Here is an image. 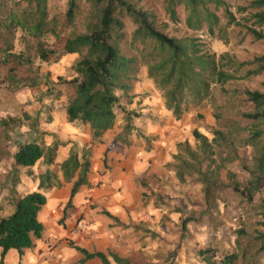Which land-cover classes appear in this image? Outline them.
Instances as JSON below:
<instances>
[{
	"label": "trees",
	"instance_id": "1",
	"mask_svg": "<svg viewBox=\"0 0 264 264\" xmlns=\"http://www.w3.org/2000/svg\"><path fill=\"white\" fill-rule=\"evenodd\" d=\"M9 1L0 0V85L40 92L43 82L37 63L57 62L65 54H78L73 77L64 82L69 90L68 121L89 126L93 142H101L108 131L123 122L107 148L105 167L108 152L118 147L129 149L133 145L131 136H139L134 119L140 114L132 105L136 98L142 100L149 95L136 92L142 69H146L176 119L193 108L211 105L215 125L198 113L194 123L201 124L193 130L194 141L179 142L168 164L177 180L168 194L173 201L182 197L180 204L146 191L143 200L154 198L157 207L179 213L178 230L183 236L190 222L206 221L214 232L221 231L228 205L225 194L234 192L239 199L247 200L243 208L247 214L253 213L255 220L241 222L243 226L233 229L232 242L226 244L222 235H213L209 244L194 248L195 262L261 264L264 198L256 199V195L264 187V54L240 59L228 51L218 53L202 35L228 42L232 32L238 31L244 38L264 43V0H243L235 5L230 0H66L63 22L62 16L53 11V3L61 0H14L11 5ZM181 23L186 30L180 28ZM49 34L56 37V46L46 40ZM16 40L22 46L19 52L13 51ZM258 79L259 85L252 87L250 83ZM233 99L247 103L248 108L235 106ZM25 121L32 129L39 117L27 111L22 117H0V144L11 142L13 133ZM68 143L46 145L29 139L20 142L14 153L8 152L15 166L33 167L42 159L50 167L56 165L59 146ZM250 148L253 168L246 167L250 178L242 186L240 174L231 165L245 163ZM92 157V147L86 145L80 150L73 145L58 165L64 181L72 182L68 206L80 187L89 182ZM58 172L54 168L40 170L38 190L14 195L16 210L0 216V264H4L10 249L22 254L42 238L45 226L39 214L47 204L45 192L63 186ZM194 187L202 195L200 204L191 200ZM190 205L199 206L200 213L188 215ZM128 227L142 233L143 239L148 234L161 241L146 264H182L179 238L170 242L143 225ZM70 243L83 253L80 263L98 258L102 264H139L115 251L90 252L74 241Z\"/></svg>",
	"mask_w": 264,
	"mask_h": 264
},
{
	"label": "crops",
	"instance_id": "2",
	"mask_svg": "<svg viewBox=\"0 0 264 264\" xmlns=\"http://www.w3.org/2000/svg\"><path fill=\"white\" fill-rule=\"evenodd\" d=\"M137 99L138 101L132 107L138 108L140 114L134 122L142 139L143 149L135 147L138 155L132 159L122 156L121 165L118 166L119 173L105 172L103 158L108 146L121 129L114 128L105 134L101 142L93 143L89 126L70 123L65 109L60 111L58 108H53L50 111L51 118L42 130L50 138L45 144L51 145L55 141L69 142L67 145L59 146L55 164L59 165L68 157L74 144L82 148L86 145L92 147L89 182L80 187L71 206H68L72 182H65L60 175L63 186L55 187L45 193L47 204L39 214V219L45 226L42 238L36 239L35 245L25 249L22 254L16 249H10L5 256L4 264H102L98 258L80 263L84 255L72 247L71 241L90 252L107 253L111 250L139 264H146L149 261L147 256L143 260L138 254L140 252L144 255V241L137 237L138 244H134L136 240L130 238V232L133 233V229L131 230L128 226L137 224L135 220H139V217L129 211L130 204H134L132 206L135 207L136 198L142 202L145 191L163 195L171 191V184L166 181L167 178L171 177L175 182L177 180L168 164L173 161L179 142L185 140L192 142V139L188 137L194 126L183 121V118L176 119L165 107L164 100L161 105L155 106L152 101ZM134 137L136 134H133L131 139L133 140ZM132 149H134L133 146L128 150ZM61 150H64L66 155L62 160L58 157ZM115 153L110 151L111 156L108 155V157H114ZM116 160L120 162L121 158L118 157ZM55 166H47L42 159L33 167L16 166L17 170L10 173L9 177H14L10 194L4 196L3 202L0 201V216L6 217L16 210L13 202L14 195L38 190L39 169H53ZM116 174L120 177L119 175L116 177ZM133 174H146L150 180V186L147 185L143 189L138 184V195L135 197L132 196L135 193V186L132 183L134 192H131L127 184L128 180L131 182L130 177ZM106 212H109L112 217ZM128 234L130 237L127 240L131 245L124 247L125 240L119 238V235L125 237ZM1 250L0 247V262Z\"/></svg>",
	"mask_w": 264,
	"mask_h": 264
},
{
	"label": "rangeland",
	"instance_id": "3",
	"mask_svg": "<svg viewBox=\"0 0 264 264\" xmlns=\"http://www.w3.org/2000/svg\"><path fill=\"white\" fill-rule=\"evenodd\" d=\"M14 0H10V5L12 4ZM157 3L159 0H156ZM232 4H240L243 3V0H230ZM66 5V0H61L59 2L53 3V11L57 14L62 16V12L64 11ZM64 21V17L62 16V21ZM180 28L184 31L186 30V27L184 24H180ZM205 39L209 40L210 46L213 50H215L218 53L228 51L232 54H235L240 59H246L251 57L255 54H264V43L254 41L251 37H243L238 31H233L231 34V38L228 42H225L224 40H220L218 38H210L208 35L203 34L202 35ZM46 40L51 46H56V37L53 34H49L46 37ZM22 46L18 43V41H15L14 44V52H19ZM78 57V54H65L62 56V58L57 62H38L37 66H39L40 69V76L41 81L43 82V85H41L40 92L32 91L30 88H22L18 90H13L7 87V85H0V117L6 118L8 116H15V117H22L23 112L27 111L34 117H39V123L36 125V127L31 129V126L29 125V122L25 121L23 126L18 128L15 133H13V140L11 142H6L4 144H0V153L1 152H8L12 154L16 151L17 146L20 142L23 140H37V141H43L44 143L46 141H49L50 138L47 137V133L45 131H42L45 125L49 122V119L51 118V110L59 109L60 111L66 110L67 105V96H68V85L65 84V80H70L73 77V63ZM249 85V83L245 84ZM252 87L259 85V79L257 81H253L250 83ZM136 91L140 92L141 95L149 94L147 97H144L143 99L152 101L153 104L161 105L163 102V97L161 93L156 89L153 82L147 77L146 69H142L139 81L136 83ZM139 93V94H140ZM244 99L243 97H239ZM142 99V100H143ZM138 101L136 98L134 100L133 105ZM233 104L237 107H240L241 109H247L248 105L247 103H239L235 99H233ZM132 105V106H133ZM158 107V106H157ZM198 113H201L205 116L206 122L210 125H215V118L212 114V108L210 104H206L205 106H202L200 108H193L191 111H189L184 117L183 121L187 123L193 124V129L190 131L189 137L192 139V142L194 141L193 136V130L194 128L198 127L201 123L195 124L194 118L197 116ZM123 122L120 121L117 126L115 127L116 130L122 129ZM203 132L207 133L206 130L202 127H200ZM113 133V132H112ZM187 138V139H188ZM133 148L132 150H128L126 148H115L112 152H116L114 157L110 158L108 157V164L103 166V170L105 172H116L119 173V165H121L122 162V156H125L131 159L134 158V156H137L138 150L137 149H143L142 139L140 136L134 137L133 139ZM93 142V141H92ZM94 143V142H93ZM75 145V144H74ZM78 149H82V147H78L75 145ZM137 147V149L135 148ZM145 149H147V146H145ZM8 152L6 155L0 154V201L3 202L4 196H7L10 194V187L12 186V181L14 177H10V173L15 172L17 170L16 166L14 165V158L10 155ZM106 154V153H105ZM111 156L108 152L107 156ZM253 155V151L250 148L247 152V159L245 160V163H234L231 165V168L234 172H237L240 174V183L242 186H246L247 182L250 178V175L248 171L246 170V167L253 168V161L251 159ZM66 155L64 154V150H61L58 157L60 160L63 159ZM120 157L121 161L117 162L116 158ZM105 158V155H104ZM103 158V160H104ZM129 158V159H130ZM128 161V159L126 158ZM41 168V167H40ZM19 170V169H18ZM42 169H39V171ZM54 170L58 172V164L54 167ZM3 174V175H1ZM59 176L62 175V173L58 172ZM119 174H116V177ZM134 175V176H133ZM131 175V182L128 180V187L131 192L135 193L132 195L133 197L138 195V184L141 186V188H145L150 186V180L148 179L146 174L143 175H137L133 174ZM120 177V175L118 176ZM8 181V182H7ZM170 184L174 183L175 181L168 177L167 180ZM132 183L135 186V190L133 191ZM46 193V192H45ZM165 197L164 199L166 201L172 202V204H180V199L182 197H171L169 194L164 193ZM169 196V198H166ZM227 203L226 205V215L224 217V220L222 221V228L221 231L214 232L213 229H211L208 224L205 223H195L190 222L188 224V233L181 235L180 230H178V224L180 222L179 213H171L166 211V207H157L154 202V198H151L148 201H142L144 204L139 201L137 198L135 199V207L134 204H130L129 211L136 217H139V220L137 221V224L143 225L144 228H149L151 230L156 231L159 233L166 241L173 242L177 240L178 238L181 240V244H183L182 250H181V260L182 264H189V261L194 262L193 264H196L195 262V252L194 248L197 246H206L212 241V236L217 235L218 237L223 236L224 241L227 242L231 240V242L235 239V237L232 234V230L235 229L238 226H243L245 222H248L250 224V221L255 220L253 217V213L247 214L246 210L243 208L244 206H247V200L246 199H239V196L235 194L234 192H226L225 194ZM264 198V187L259 191V193L256 195V199H262ZM176 199V201H175ZM134 200V199H133ZM153 200V201H152ZM191 200L195 202L196 204H200L202 202V195L199 192V188L194 187L193 192L191 195ZM165 202V201H164ZM224 207V204L221 206ZM166 209V210H165ZM200 207L197 205H190L188 206L186 212L188 215H198L200 213ZM140 217H142L140 219ZM244 222V223H241ZM166 224V225H165ZM166 226V227H165ZM132 230V229H131ZM131 235V237H130ZM130 235H126L125 237H122L119 235V238L124 239V247H129L131 244L127 240L128 237L136 240L134 244L137 243V237H140L145 243V249L143 250L144 255H141L139 252V257L141 256L143 260L144 257L147 256V258L151 254H155L159 248V245L161 244V241L159 239H153L150 235L144 236V239L142 237V233H138L133 230V233L130 232ZM133 244V243H132ZM163 244V243H162ZM135 250V247L132 246ZM137 250V248H136ZM261 264H264V258H262Z\"/></svg>",
	"mask_w": 264,
	"mask_h": 264
}]
</instances>
